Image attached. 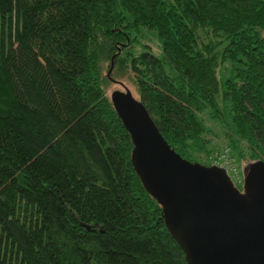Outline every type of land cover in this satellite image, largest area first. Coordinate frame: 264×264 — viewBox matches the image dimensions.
Here are the masks:
<instances>
[{"label": "trees", "instance_id": "trees-1", "mask_svg": "<svg viewBox=\"0 0 264 264\" xmlns=\"http://www.w3.org/2000/svg\"><path fill=\"white\" fill-rule=\"evenodd\" d=\"M116 69L180 157L264 162V0H0V264H186L106 94Z\"/></svg>", "mask_w": 264, "mask_h": 264}, {"label": "water", "instance_id": "water-1", "mask_svg": "<svg viewBox=\"0 0 264 264\" xmlns=\"http://www.w3.org/2000/svg\"><path fill=\"white\" fill-rule=\"evenodd\" d=\"M109 100L130 136L132 166L186 264H264V162L242 168L239 190L223 167L180 157L127 88Z\"/></svg>", "mask_w": 264, "mask_h": 264}, {"label": "rangeland", "instance_id": "rangeland-1", "mask_svg": "<svg viewBox=\"0 0 264 264\" xmlns=\"http://www.w3.org/2000/svg\"><path fill=\"white\" fill-rule=\"evenodd\" d=\"M132 35L131 37H134V40L137 45V49L142 50L144 49L145 46L149 47L150 51L154 55H160L161 50H160V42L158 38V34L156 30L151 29V28H138L137 31H131ZM120 47H122L120 45ZM139 50V51H140ZM136 51V52H139ZM114 78H112L111 81H109L108 88L106 89V94L109 95V93L115 89H122V86L118 84V82H121L124 86L128 88V90L132 93L133 96H136V93L134 91L133 86L128 82L125 77V73L123 74V71L121 69H116L115 73L113 75ZM118 81V82H115ZM199 117L202 119L203 124L207 126L208 128L212 129L213 132L220 137V132H219V127L210 121L208 114L204 111L199 114ZM250 162L248 159H242L241 161H236V164L238 166L240 174L242 173V168L247 165V163ZM237 187H241V185H237Z\"/></svg>", "mask_w": 264, "mask_h": 264}, {"label": "built area", "instance_id": "built-area-1", "mask_svg": "<svg viewBox=\"0 0 264 264\" xmlns=\"http://www.w3.org/2000/svg\"><path fill=\"white\" fill-rule=\"evenodd\" d=\"M212 164L223 167L235 187L242 184V175L240 174L239 169L232 158H228L222 154L217 158H214L212 160Z\"/></svg>", "mask_w": 264, "mask_h": 264}, {"label": "flooded vegetation", "instance_id": "flooded-vegetation-1", "mask_svg": "<svg viewBox=\"0 0 264 264\" xmlns=\"http://www.w3.org/2000/svg\"><path fill=\"white\" fill-rule=\"evenodd\" d=\"M239 189V188H238ZM240 190V189H239Z\"/></svg>", "mask_w": 264, "mask_h": 264}]
</instances>
